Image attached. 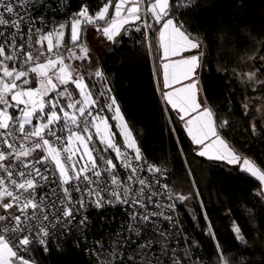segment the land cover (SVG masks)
Wrapping results in <instances>:
<instances>
[{"label": "snow or ice", "instance_id": "1", "mask_svg": "<svg viewBox=\"0 0 264 264\" xmlns=\"http://www.w3.org/2000/svg\"><path fill=\"white\" fill-rule=\"evenodd\" d=\"M260 3L259 16L238 23L233 13L248 0H81L77 10L71 0H0V264H53L70 252L86 257L83 264H264ZM88 26L108 50L127 36L153 57L174 159L189 165L191 153L256 181L239 202L246 226L229 215L227 241L198 182L178 190L174 170L146 155L82 39ZM213 78L227 80L223 101ZM105 109L118 133L100 115ZM186 175H194L190 167ZM113 207L123 209L119 221L91 214ZM183 209L207 243L186 227Z\"/></svg>", "mask_w": 264, "mask_h": 264}, {"label": "trees", "instance_id": "2", "mask_svg": "<svg viewBox=\"0 0 264 264\" xmlns=\"http://www.w3.org/2000/svg\"><path fill=\"white\" fill-rule=\"evenodd\" d=\"M98 0H90L95 6ZM81 0H71L72 10H77ZM262 5L260 0H248V7L243 13H233V19L236 22H244L250 17L261 14ZM139 40V37L136 38ZM84 40V39H83ZM85 41V40H84ZM91 49L93 60H99L100 65L104 68L111 81V87L114 89L113 94L117 96L121 105V111L124 113L129 123L136 125L135 132L139 134L142 148L150 160L156 158L154 162H163L170 170H174L170 183L174 182L178 190L187 191L192 180L198 182L203 192V199L208 204L209 216L213 221L219 236L227 241L229 239L228 217L232 215L237 222L246 226L243 218V210L239 202L254 187L256 181L243 173L233 171L231 167H224L222 163L209 162L204 158L194 156L189 153V165L183 164V158L174 159L176 150L174 139H170L167 131L163 128V118L160 114V107L157 104L159 93L154 94L155 78L152 75L153 57L148 55L146 47H141L127 36L124 42L112 48L111 50L102 48V53L98 55ZM244 56V52L239 54ZM233 62H238L235 57L230 58ZM159 64V58L156 57ZM234 66L230 64V67ZM213 71L215 68L213 67ZM227 80L213 78L210 81V87L217 94L220 101L224 100L227 89L224 85ZM99 85L93 88V92L99 91ZM79 98L78 95L76 97ZM114 112L107 116L113 131L118 133L115 127L116 121L111 119ZM185 150L188 149L190 140L184 131L178 133ZM122 143V138H120ZM244 137H238L239 141H244ZM259 147L254 148L255 153L259 154ZM190 167L194 175H186L187 168ZM217 192H227L231 199L221 195L217 197ZM194 210L193 214L199 213L201 225H203V214L200 212L196 203L190 205ZM232 208L233 212H227ZM183 218L189 231L196 234L200 239L207 243V237L200 234V229L195 228L191 216L188 215V209H183ZM106 216L105 214H98ZM96 215V216H98ZM109 218V217H108ZM86 257H81L76 252H70L63 257H54L53 264H83Z\"/></svg>", "mask_w": 264, "mask_h": 264}, {"label": "rangeland", "instance_id": "3", "mask_svg": "<svg viewBox=\"0 0 264 264\" xmlns=\"http://www.w3.org/2000/svg\"><path fill=\"white\" fill-rule=\"evenodd\" d=\"M85 31H86V35L82 36V39L85 40V42L88 44L89 47L92 48L93 51H95L98 55H100L102 53V48L105 46V38H103L99 33H96L91 26H88ZM75 63L79 64V61H75ZM108 122L111 125L109 120Z\"/></svg>", "mask_w": 264, "mask_h": 264}, {"label": "built area", "instance_id": "4", "mask_svg": "<svg viewBox=\"0 0 264 264\" xmlns=\"http://www.w3.org/2000/svg\"><path fill=\"white\" fill-rule=\"evenodd\" d=\"M111 113H113V112L105 109L104 111H102L100 113V115L107 117ZM92 131L94 133L95 130L92 129ZM93 139L96 141L98 147H102V145H99L98 137L93 136ZM112 155H114V152L112 153ZM91 214L93 216H96L98 214H105L107 217H109V218L115 217L117 219V221H119V219L123 215V209H121L120 207H113V208H109L107 210H91Z\"/></svg>", "mask_w": 264, "mask_h": 264}, {"label": "water", "instance_id": "5", "mask_svg": "<svg viewBox=\"0 0 264 264\" xmlns=\"http://www.w3.org/2000/svg\"><path fill=\"white\" fill-rule=\"evenodd\" d=\"M161 79H162V77H161ZM185 132V134H186V131H184ZM187 136V135H186ZM188 138V137H187ZM189 140H190V138H188ZM204 159H206L207 160V158H204ZM218 163V162H217ZM231 167V166H230ZM243 174H245V173H243ZM246 176H248V177H250L248 174H245ZM251 178V177H250ZM253 180H254V178H252ZM255 181V180H254Z\"/></svg>", "mask_w": 264, "mask_h": 264}]
</instances>
